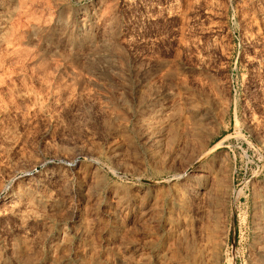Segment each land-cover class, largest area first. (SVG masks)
<instances>
[{"label":"rangeland","instance_id":"obj_1","mask_svg":"<svg viewBox=\"0 0 264 264\" xmlns=\"http://www.w3.org/2000/svg\"><path fill=\"white\" fill-rule=\"evenodd\" d=\"M0 264H264V1L0 0Z\"/></svg>","mask_w":264,"mask_h":264},{"label":"bare ground","instance_id":"obj_2","mask_svg":"<svg viewBox=\"0 0 264 264\" xmlns=\"http://www.w3.org/2000/svg\"><path fill=\"white\" fill-rule=\"evenodd\" d=\"M262 1H264V0H262ZM263 6V5H262ZM261 10H263V9H261ZM25 172V171H24Z\"/></svg>","mask_w":264,"mask_h":264}]
</instances>
